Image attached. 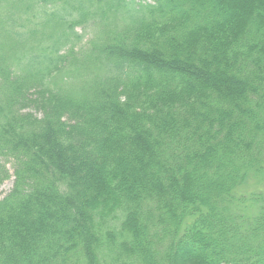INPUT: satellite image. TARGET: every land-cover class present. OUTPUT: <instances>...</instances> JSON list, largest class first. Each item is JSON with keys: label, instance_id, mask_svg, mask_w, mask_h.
Segmentation results:
<instances>
[{"label": "trees", "instance_id": "16d2710c", "mask_svg": "<svg viewBox=\"0 0 264 264\" xmlns=\"http://www.w3.org/2000/svg\"><path fill=\"white\" fill-rule=\"evenodd\" d=\"M263 170L264 0H0V264H264Z\"/></svg>", "mask_w": 264, "mask_h": 264}, {"label": "rangeland", "instance_id": "374dc122", "mask_svg": "<svg viewBox=\"0 0 264 264\" xmlns=\"http://www.w3.org/2000/svg\"><path fill=\"white\" fill-rule=\"evenodd\" d=\"M10 172L13 173V169L11 165H8ZM14 184V177H11L7 181L3 183L0 187V199L3 198L6 194H8L13 187ZM248 190H261L264 188V170L263 171H256L250 178L248 185L245 187Z\"/></svg>", "mask_w": 264, "mask_h": 264}]
</instances>
